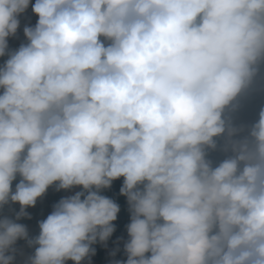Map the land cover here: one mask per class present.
<instances>
[{
	"label": "clouds",
	"instance_id": "1",
	"mask_svg": "<svg viewBox=\"0 0 264 264\" xmlns=\"http://www.w3.org/2000/svg\"><path fill=\"white\" fill-rule=\"evenodd\" d=\"M0 57V209L20 206L0 264L20 240L23 264H91L121 177L126 259L109 264H264V107L250 126L229 115L264 68V0H0ZM53 185L81 190L30 237L18 221Z\"/></svg>",
	"mask_w": 264,
	"mask_h": 264
},
{
	"label": "crops",
	"instance_id": "2",
	"mask_svg": "<svg viewBox=\"0 0 264 264\" xmlns=\"http://www.w3.org/2000/svg\"><path fill=\"white\" fill-rule=\"evenodd\" d=\"M35 0H32L34 3ZM20 29L17 32L15 37L9 38V48L16 49L20 46L21 43H26V38L23 34V27L25 25L34 26L38 17L32 13L31 4L27 11L22 14L20 17ZM7 57H0V65L3 64L4 60ZM2 91V90H0ZM239 107L235 112L229 113L234 123L237 125L244 124L250 126L256 120H258V113L261 107H264V68L260 70L257 74L253 85L251 88L242 94L237 101ZM209 158L213 160L214 164L225 158V154L219 150L210 152ZM20 177L17 176V180L13 181V190H15V184L19 181ZM123 178L113 182L111 188L104 189L101 191L102 195H105L120 205V212L118 213V218L114 222L116 225V231L113 233V236L110 238L109 242L114 245V248L119 247L120 251L117 253L115 259H126L125 253L123 251V244L128 239L126 225L130 222V214L128 211V205L126 198L120 195V187L122 186ZM52 192L46 196L43 203L37 208H28L27 211L31 214V219H21L19 223L25 224L28 228L30 237H34L39 234V221L46 219L47 215L53 210V206L62 198L68 195L74 194L76 191H80V187L73 188L71 190H61L56 191L55 186H52ZM16 211H19V208L16 204H10L4 206L0 209V217L9 216L14 218ZM119 238V241H118ZM16 247L20 250L16 257V264H23L28 256L32 255L34 248H29L26 245V242L20 240L17 242ZM96 248V255L91 257V264H109V261L113 259L110 255L104 254L100 244L94 245ZM66 264H74L73 261H66ZM82 264H88V261L85 260Z\"/></svg>",
	"mask_w": 264,
	"mask_h": 264
},
{
	"label": "built area",
	"instance_id": "3",
	"mask_svg": "<svg viewBox=\"0 0 264 264\" xmlns=\"http://www.w3.org/2000/svg\"><path fill=\"white\" fill-rule=\"evenodd\" d=\"M52 190H53V188L50 187L47 190V192L45 193V195L37 200L36 206L34 208L39 207L43 203V201L46 198V196H48L52 192ZM16 206L18 208L20 207L18 204H16ZM100 247H101L102 251L104 252V254H106V255H109V253L114 249V245L111 242H109V241H108V244H107L106 248L103 245H101V244H100Z\"/></svg>",
	"mask_w": 264,
	"mask_h": 264
}]
</instances>
